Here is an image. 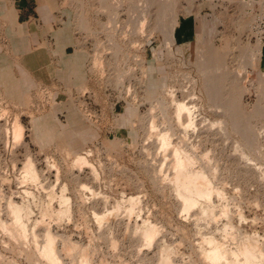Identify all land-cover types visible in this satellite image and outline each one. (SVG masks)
Returning <instances> with one entry per match:
<instances>
[{"label": "rangeland", "instance_id": "1", "mask_svg": "<svg viewBox=\"0 0 264 264\" xmlns=\"http://www.w3.org/2000/svg\"><path fill=\"white\" fill-rule=\"evenodd\" d=\"M63 4L90 52L81 83L0 28V264H264L253 1ZM177 149L211 185L189 206Z\"/></svg>", "mask_w": 264, "mask_h": 264}, {"label": "crops", "instance_id": "2", "mask_svg": "<svg viewBox=\"0 0 264 264\" xmlns=\"http://www.w3.org/2000/svg\"><path fill=\"white\" fill-rule=\"evenodd\" d=\"M63 1L0 0V28L5 45H10L12 37L17 36L19 40L30 38L37 45L38 52L48 55L41 60L54 63L57 75L68 73V78L73 76L70 84L75 85L84 80L81 73L90 61V52L76 33L74 17H77L78 9L75 12L71 4L65 5ZM180 20L189 22L190 28L187 25L186 28L191 29L192 34L195 29L188 17L182 16ZM34 60L40 59L35 57ZM73 91L76 93V89Z\"/></svg>", "mask_w": 264, "mask_h": 264}, {"label": "bare ground", "instance_id": "3", "mask_svg": "<svg viewBox=\"0 0 264 264\" xmlns=\"http://www.w3.org/2000/svg\"><path fill=\"white\" fill-rule=\"evenodd\" d=\"M249 1V0H248ZM143 23V22H142ZM259 41V40H257ZM259 42H264V39ZM253 48H251V52ZM250 51V50H249ZM254 51H256V53H260L261 52V48H256ZM255 53V54H256ZM210 86V85H209ZM219 91V90H218ZM217 92V91H216ZM222 95V94H221ZM217 99V98H216ZM179 107V110L181 109H187V106L186 104H178ZM262 111V110H261ZM191 115V114H190ZM192 120V119H191ZM248 130V129H247ZM17 133L19 135H21L22 133V128H19L18 127V130H17ZM22 136V135H21ZM168 139V138H167ZM167 142V141H166ZM181 150V149H180ZM189 156V155H188ZM30 160V158H29ZM190 158L188 157H185V155L181 156L179 154V149L176 150V158H175V167L178 169V172L181 173L182 175V178H178L176 181V186H177V189L180 191L181 193V196L185 198V203L186 206H189L191 202L194 203V201H196V198L197 196H209L210 195V187L211 185L209 186V181L206 180L205 178V174L201 171H188V167L191 166L190 165ZM29 162V161H28ZM192 162V161H191ZM32 164L31 162L28 163V165ZM27 165V164H26ZM27 167V166H26ZM25 167V168H26ZM31 167V166H30ZM29 167V168H30ZM191 168V167H190ZM31 169V168H30ZM33 170V169H32ZM198 170V169H197ZM29 171V170H28ZM27 171V172H28ZM183 173H184V176H183ZM177 176V175H176ZM181 177V176H180ZM197 202V201H196ZM192 203V204H193ZM194 205V204H193ZM14 209L16 211H19L18 207H14ZM14 210V211H15ZM18 214V213H17ZM154 231V230H153ZM52 236V235H51ZM50 236V237H51ZM150 236V235H149ZM49 237V238H50ZM53 238V237H52ZM50 240V239H49ZM52 240V239H51ZM50 240V241H51ZM250 243V242H249ZM246 247V246H245ZM43 248V247H42ZM53 248V247H52ZM244 248V247H243ZM254 249V248H253ZM221 250V249H220ZM219 249H214L212 252V259L218 261L222 258H226V254L223 252V251H220ZM165 251V249H164ZM167 251V250H166ZM52 252V251H51ZM50 253V252H49ZM54 252H52L53 254ZM241 253V252H239ZM163 254V253H162ZM238 254V253H237ZM242 254V253H241ZM243 256H244V261L240 264H255V260L258 258L257 257V253H256V250H244L243 251ZM51 255V253L49 254ZM166 255V254H165ZM53 256V255H52ZM210 256V257H211ZM238 256V255H237ZM240 256V255H239ZM51 257V256H50ZM162 257V256H161ZM162 259V258H161ZM165 259V258H164ZM261 259V258H260ZM263 261V260H262ZM164 263V260L162 259V262L161 264ZM171 262H169L168 264H170Z\"/></svg>", "mask_w": 264, "mask_h": 264}, {"label": "built area", "instance_id": "4", "mask_svg": "<svg viewBox=\"0 0 264 264\" xmlns=\"http://www.w3.org/2000/svg\"><path fill=\"white\" fill-rule=\"evenodd\" d=\"M255 5L251 21V36L257 40L264 39V0H252Z\"/></svg>", "mask_w": 264, "mask_h": 264}]
</instances>
